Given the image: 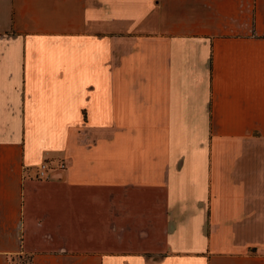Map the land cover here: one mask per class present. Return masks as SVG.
<instances>
[{
  "label": "crops",
  "instance_id": "0c3cea01",
  "mask_svg": "<svg viewBox=\"0 0 264 264\" xmlns=\"http://www.w3.org/2000/svg\"><path fill=\"white\" fill-rule=\"evenodd\" d=\"M21 257L264 264V0H0V264Z\"/></svg>",
  "mask_w": 264,
  "mask_h": 264
},
{
  "label": "built area",
  "instance_id": "2783aa9c",
  "mask_svg": "<svg viewBox=\"0 0 264 264\" xmlns=\"http://www.w3.org/2000/svg\"><path fill=\"white\" fill-rule=\"evenodd\" d=\"M61 169L65 168V165L62 163L60 165ZM38 169V175L40 179H47L49 178V171H50V166L48 162H43L37 167Z\"/></svg>",
  "mask_w": 264,
  "mask_h": 264
},
{
  "label": "rangeland",
  "instance_id": "374dc122",
  "mask_svg": "<svg viewBox=\"0 0 264 264\" xmlns=\"http://www.w3.org/2000/svg\"><path fill=\"white\" fill-rule=\"evenodd\" d=\"M30 264V259L27 257H21L17 261H15L13 264Z\"/></svg>",
  "mask_w": 264,
  "mask_h": 264
},
{
  "label": "trees",
  "instance_id": "16d2710c",
  "mask_svg": "<svg viewBox=\"0 0 264 264\" xmlns=\"http://www.w3.org/2000/svg\"><path fill=\"white\" fill-rule=\"evenodd\" d=\"M27 258L30 259V264H32V259H31L30 257H27ZM16 261H17V260H16ZM14 262H15V261H14ZM14 262H13V263H14ZM23 264H24V263H23Z\"/></svg>",
  "mask_w": 264,
  "mask_h": 264
}]
</instances>
